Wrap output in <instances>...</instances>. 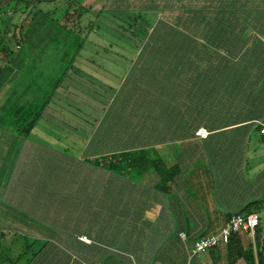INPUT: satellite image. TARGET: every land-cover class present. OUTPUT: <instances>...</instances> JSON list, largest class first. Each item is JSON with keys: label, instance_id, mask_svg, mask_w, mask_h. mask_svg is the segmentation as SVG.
<instances>
[{"label": "crops", "instance_id": "1", "mask_svg": "<svg viewBox=\"0 0 264 264\" xmlns=\"http://www.w3.org/2000/svg\"><path fill=\"white\" fill-rule=\"evenodd\" d=\"M166 40L122 55L129 82L99 78V93L75 76L74 60L65 75L50 67L34 82L8 71L0 115L46 104L27 136L0 128V264H227L228 245L189 259L192 245L252 202L257 235H234V264L248 250L264 264V102L250 84L218 81L219 58L231 53ZM249 57L231 59L264 72Z\"/></svg>", "mask_w": 264, "mask_h": 264}, {"label": "trees", "instance_id": "2", "mask_svg": "<svg viewBox=\"0 0 264 264\" xmlns=\"http://www.w3.org/2000/svg\"><path fill=\"white\" fill-rule=\"evenodd\" d=\"M9 1L11 2V0H6L5 2L8 3ZM44 1L46 0H15L12 9L14 13L18 10L22 13L23 11L27 12L26 15L29 16V19L26 20L32 25L36 20L37 15L42 13L40 10L35 9V7L40 2ZM82 1L83 0H67L68 4L66 5L63 16H75L77 22L73 26L74 28L71 26L69 27L66 24L60 25L61 28H66L70 36L72 33L74 36L75 34L80 36L81 39L78 42V45H76L78 51L81 49L84 42L82 39V30L78 27L80 25L79 19L87 13V8L82 4ZM193 1V3L190 2V4L180 6L178 8L179 10H177V14L173 16L172 19L167 18V21L164 22L165 25L162 26L163 31H160L158 35H154L153 38L158 40L157 42L160 44V48H162L167 42L171 43L166 40L168 36L174 41L175 48H201L204 50H212L213 52L219 50L222 52L224 51L225 54L231 53V57L240 55V58L242 55L246 57L250 55L249 59L244 63L245 65H264V46L261 45L258 37L260 33L264 32V0ZM3 2L1 4H3ZM20 5L22 6L19 7ZM5 12L6 11H3L2 16L0 17V58H5L3 60L5 63L0 60V85L5 79L8 71H11L14 67H17L18 69L20 68V70L24 68L21 67L22 65H25L22 63H24V59L29 56L24 55L23 60L19 58L17 51L21 48L22 41L26 39V32L25 29L22 28V24L17 26L12 23L13 13L12 15H9ZM50 13H52V11H47L45 14L50 15ZM10 27L13 29L12 32L9 30ZM17 28L18 35L21 37L17 40V42H19L17 44V47H19L18 50H14V31ZM8 36H10V40L8 39ZM178 38H182V43L178 42ZM11 43H13L12 46ZM147 49H149L148 45ZM78 51L75 49L71 51V49H69L68 52L72 53L70 54L71 59H69L70 57L66 59L67 66L72 64V60L76 57ZM231 57L220 56L218 63L220 67L218 71V81L223 82L227 80L238 85L243 84V82L250 84L249 90L252 99L256 98V101L264 102V72H248L244 68L238 67L239 64H242L241 59L233 62ZM66 72L67 69L64 70L62 75H65ZM216 75L217 73L213 75L207 74L204 77V80L208 79L211 81ZM259 85L261 88H256ZM235 87L232 86L230 96L238 98L241 94L239 95L238 90H235ZM47 95V97H49V93ZM45 104L46 101L42 100V102L36 105L21 106L17 102L15 105L12 104V107L7 106L8 108L4 109L3 112L1 110L0 122L5 121L6 123H3L5 126L0 123V128L11 127L17 132L27 136L30 130L34 127L38 117H40ZM121 157L123 158L125 155ZM111 159L115 160V157ZM111 163H113V161H111ZM255 204V202L248 204L245 208L247 213L244 214L247 215L252 213L253 209L251 208ZM238 214L243 213L240 212ZM254 235H257L256 229ZM233 237L234 235H231L226 243L229 252L227 264H234L236 259L235 247L232 245ZM250 252L251 250H248V256L246 255L244 264H261L260 262H254Z\"/></svg>", "mask_w": 264, "mask_h": 264}, {"label": "rangeland", "instance_id": "3", "mask_svg": "<svg viewBox=\"0 0 264 264\" xmlns=\"http://www.w3.org/2000/svg\"><path fill=\"white\" fill-rule=\"evenodd\" d=\"M3 1L0 0V4ZM5 1L0 5V17L3 11H6L5 13L9 15L13 13L12 23L17 26L22 24V28L26 32V39L22 41L21 48L18 50L17 44L19 42L17 40L21 36L18 35V28L14 31V50H18L17 53L22 60L24 55H29L22 63L25 65L21 66L28 68V72L25 73V70H20L21 76L26 74L27 82H34L36 76H49L48 73L45 74L43 71H50V67L54 68L51 71L58 70V68L64 71L68 65L66 59L72 53L68 52L69 49L78 51L76 45L81 39L79 35L75 34L74 36L73 33L71 37L66 28L60 27L61 24L73 27L77 22L74 15H71V17L63 16L68 4L67 0L40 2L35 9L44 14L37 15L32 25L26 20L29 19V16L26 15L27 12L23 11L22 13L19 10L16 13L13 12L12 8L15 0L8 3ZM190 2L193 3L194 1L83 0L82 4L87 8V13L80 17L78 27L82 30V39L84 40L79 51H84V53L82 56L73 59L77 64L74 65L77 71L75 76L85 82L84 85L87 90L97 93L100 92L99 88L103 87L99 82V78L101 80L105 78L107 83L112 84L123 74L128 80L126 82H129L130 77L128 78L129 74L126 68L132 69V65H127L126 57L121 56L130 55L132 51L137 49L146 50L147 45L149 46L152 43L154 35H158L160 31H163L162 26L165 25L164 22L167 21V18L172 19L177 14L180 6L190 4ZM47 11H52V13L46 15ZM9 30L12 32V27ZM12 45L13 43H11ZM116 52L120 56H111ZM4 59L0 58L3 63H5ZM123 60L126 61L123 62ZM82 65H85L86 69L82 68ZM104 71L107 73H104ZM82 81L79 83H82ZM77 87L78 85H76ZM0 123L5 126L3 123L6 122ZM1 174H3L2 171ZM2 178L1 176L0 179ZM262 220L264 222V217H262ZM3 244L0 241V248L3 247Z\"/></svg>", "mask_w": 264, "mask_h": 264}, {"label": "built area", "instance_id": "4", "mask_svg": "<svg viewBox=\"0 0 264 264\" xmlns=\"http://www.w3.org/2000/svg\"><path fill=\"white\" fill-rule=\"evenodd\" d=\"M259 133L264 137V123L261 124ZM195 134L199 137H205L206 131L200 128ZM258 223L259 218L256 213H250L247 215L234 214L229 216L224 226L216 234L202 236L193 243L189 259L200 257L209 250L221 244H226L231 235H235L239 232H247L253 238ZM79 239L81 241H86V237L84 236Z\"/></svg>", "mask_w": 264, "mask_h": 264}, {"label": "flooded vegetation", "instance_id": "5", "mask_svg": "<svg viewBox=\"0 0 264 264\" xmlns=\"http://www.w3.org/2000/svg\"><path fill=\"white\" fill-rule=\"evenodd\" d=\"M5 263V261H3V263L2 264H4Z\"/></svg>", "mask_w": 264, "mask_h": 264}]
</instances>
